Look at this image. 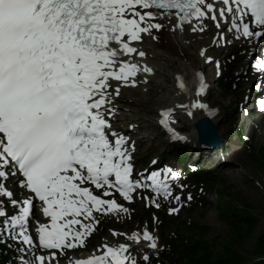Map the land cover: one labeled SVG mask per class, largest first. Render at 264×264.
I'll return each instance as SVG.
<instances>
[{
	"label": "snow or ice",
	"instance_id": "6c2138e0",
	"mask_svg": "<svg viewBox=\"0 0 264 264\" xmlns=\"http://www.w3.org/2000/svg\"><path fill=\"white\" fill-rule=\"evenodd\" d=\"M169 14L181 28L195 18L192 30L203 32L211 19L217 29L226 26L218 36L231 32L236 39H264V0H0V196L16 209L9 214L0 200V242L20 245L17 264H52L57 256L52 250L86 246L100 223L95 213H129L112 198L117 193L132 201L138 188H151L156 198L172 197V182L180 173L167 167L151 172L147 181L133 178L135 144L129 145L130 138L110 119L121 89L120 83L113 89L110 81L136 86L140 71H154L127 58L146 55L130 41L161 29L155 21ZM252 67L264 77V58ZM179 86L186 87L183 79ZM206 87L201 77L199 91ZM256 104L264 110V97ZM191 107L209 106L197 100ZM173 111L163 110L160 123L173 139L186 140L170 127L167 117ZM16 175L30 193L22 200L6 186ZM147 199L160 207L157 199ZM175 199L180 202V195ZM37 201L49 222L33 221ZM131 239L158 248L148 229ZM130 249L128 243H105L98 255L70 264H142ZM149 259L145 253L143 262Z\"/></svg>",
	"mask_w": 264,
	"mask_h": 264
},
{
	"label": "rangeland",
	"instance_id": "374dc122",
	"mask_svg": "<svg viewBox=\"0 0 264 264\" xmlns=\"http://www.w3.org/2000/svg\"><path fill=\"white\" fill-rule=\"evenodd\" d=\"M165 25H168V23H166ZM198 38L202 41L201 44H204V38L199 34ZM227 41L231 42H226V45L224 46L221 44L218 45L222 49L217 60L212 59L211 61L208 60V62H205L207 65V69L204 70L205 73L203 71V75L206 84H208L209 86V89L208 92L205 93L204 97L207 98L206 102L210 108H216L219 112H222V116L219 118L217 124H215L218 125V133H220L221 131L219 135L222 136L223 141L227 140L230 143H233L232 139L234 138L235 127H239L246 111L248 112L249 110H242V105L239 103L240 99H238L236 95L226 94L219 87L218 80L210 78L211 76H213V74H211L213 73L212 68L214 69V65L217 64L218 61V74L222 73L225 76L229 75L233 79H235V82L237 78L241 81L247 79L248 83L245 87L248 89L251 85L255 84L256 80H258L256 78V72L252 71L251 67L248 68L250 57L249 53L254 51V49H257V46H255V44L249 40L244 39V41H238L236 38H234V36H231ZM215 45L216 44L212 46V50H215L213 48L216 47ZM254 46L255 48H253ZM131 57L133 58L132 54L129 57L132 60ZM135 57L136 54H134L133 60L137 62L141 67L144 66L145 62L148 63L151 61H156L155 55L152 53H147L143 57L139 56L141 57L138 58L139 60H144L141 63H139V60L137 61ZM162 63L166 65V62ZM218 74H216V78L218 77ZM144 77H153L154 79H156L155 84H160L162 82L165 85V89L158 94L164 97L167 104H170V101L172 100L171 98L175 96L174 94H176V92L173 93V75L171 73V69L166 66L165 69H161L159 70V72L153 71L152 73H147L144 71H140L135 79H137L140 87H142L143 92L146 93L149 87L148 85L150 84L148 82V78L144 79ZM110 83L112 85L120 83L122 88V82L112 81ZM137 87L138 86H125L124 88L132 90L136 89ZM128 96L132 95L129 94ZM248 100L253 101V97H249ZM128 101V99L121 101L119 104L123 105L124 108L117 107L116 110L119 113L127 115V119H125L124 116L122 117L124 120H120L117 122H126L127 120H129L131 115L135 114V112L132 110H135L136 105L128 104ZM242 111L245 113H242ZM140 114H142V112ZM150 115L153 116L154 119H152L151 121H145V125L147 128L146 131H143L141 129H138L140 130L138 131L136 127L131 128V130H133V136L135 140H141L144 136H147L148 140L144 143L139 151H135L132 154L133 161H136V163L134 164L135 166L133 172V175L135 177L139 175L137 173H140L144 170V168L142 167L144 158H147L148 160L154 158L153 163H155V165L157 164L158 167H163L162 165L168 164L166 163L167 160L163 161V158L165 156H170L171 154L176 155L175 153L182 152L180 149L175 150L173 148V141L157 126L158 119L160 118L159 109L158 111H156L155 113H151ZM253 120L254 119L250 120V124L255 123L253 122ZM174 121L178 124V128L180 127L184 129L185 136L187 135V133H190L191 130H194L193 123L189 122L185 118H181L180 121L178 119H174ZM231 131L233 132L227 139V134ZM174 143L188 146L186 150H184L186 153L185 158L187 159L196 158L197 153L201 149V146H193L191 144L192 142H189V140ZM249 143H251L252 145L251 150H249L246 146H243L242 141H237V150L236 152L231 153L229 162H227V164L224 165L223 168H219L214 171L215 175L217 176L216 189L224 192L225 200L229 199L232 195H240L239 200H234L235 206L243 207L241 201L246 200V202L251 206L252 215L255 216L258 220L257 231L254 237L243 247L242 251L243 255L249 261L257 262L260 260V258H258V256L254 253L255 243L257 242L260 234H264V168L257 159V157H259L258 151L260 147L264 145V119L262 124H259L253 131H251L249 136ZM225 145L229 146L227 144ZM155 154L157 157H155ZM170 164L171 166L176 165L174 161H170ZM179 167V169L181 170V166ZM155 169L156 168H152L151 170ZM180 170H178L177 172H179ZM231 170H233V173L235 172L234 174L237 176L236 179L231 178ZM181 184H183L185 187L181 188ZM6 186L9 189L13 190L15 197L19 198L20 200L24 199V197L20 194L22 191L14 187L13 178L7 180ZM172 189V197L166 198L168 209V212H166V214L171 220H174V223L171 224V232L180 230L186 231L187 225L182 226L181 223H189L190 221H194L195 223L208 227L210 233L206 237V240L211 244L215 239H218L219 242H221V240L231 237V230L229 225L226 223V221L221 219L217 211L212 208V205H216L219 201L218 196L216 195L214 190L203 192L200 196L199 201H196L194 204H190L188 196L192 193V187H190V183H188L186 179L178 178L177 180L173 181ZM145 191L137 190L136 194L134 195V202L132 204H123L130 210L127 214L123 212H120L119 214H117L116 212H111L109 214L95 213L96 218L99 221L105 218L107 215L109 216L108 224H106L104 221L101 222V227L106 225V232L102 233L100 231V227L96 228L95 232L87 239L86 246L75 248L77 250L86 248V251L81 250L75 253L74 249L73 253H69L64 257L63 262L59 260L60 258L55 257L52 261V264H57V261L58 264H70V262L79 259L80 256L84 257L89 254L98 255L99 249L105 243L112 246L122 243L130 244V251L133 255L137 256V258L141 260L143 264V255L145 253L149 256L150 254L157 251V248L153 249L149 246L148 241L141 240L139 243H137L136 241L131 239L133 233L140 232L142 234L144 230L139 224L136 213H139L145 206H147V192ZM200 191L201 190H199V192ZM177 195H180L181 197L180 202H177L175 199V196ZM112 198L117 199L116 195ZM3 202L10 203L9 200H5ZM174 207L179 208L178 213L170 212V209ZM99 224L97 225V227L99 226ZM114 230L115 232L120 234L114 235ZM152 233L156 236L155 232ZM44 254L47 255L48 253Z\"/></svg>",
	"mask_w": 264,
	"mask_h": 264
},
{
	"label": "bare ground",
	"instance_id": "6f19581e",
	"mask_svg": "<svg viewBox=\"0 0 264 264\" xmlns=\"http://www.w3.org/2000/svg\"><path fill=\"white\" fill-rule=\"evenodd\" d=\"M155 22L161 23L163 27L159 30L153 29L151 34L143 33L141 34V40L130 41V43L131 46L136 47L138 51H143L146 54L152 53L155 55L156 61H151L148 63L145 62L144 65L151 67L156 72H159L161 69H165L166 66L171 69V73L173 75V93L176 92V94H174L175 96L171 98V103L167 104L164 97L158 94L165 89V85L162 82L160 84H155L156 79L153 77H144V79L148 78V82L150 84L148 85L149 87L146 93L143 92L142 87H140L139 83H137L136 86L138 87L136 89L129 90L128 88H121L120 95L114 97L111 107H114L116 110L117 107L124 108L123 105L119 104L123 100L128 99V104L136 105L135 110H132L135 112V114L131 115L129 120H125L126 122H117L124 120L122 118L124 116L125 119H127V115L119 113L118 111H115V114L110 117L113 128L130 138L129 145L134 142L135 151H139L144 143L148 140L147 136H144L141 140H135L133 134L131 133L130 127L133 125L138 129L146 131L147 128L145 121H151L154 119L150 114L155 113L158 111V109L160 114L163 110L173 109L174 111L170 115V121L172 126L177 128L178 124L175 123L174 119H178L180 121L181 118H185L194 124L199 119L209 118L214 124H217L219 118L222 116V112H219L216 108H192L191 104L197 100L207 104V98L204 97L205 93L198 94L195 92L194 94L190 89H197L196 85L193 86L194 77L197 73H200L207 68L205 62H208V57H212L214 60H217L219 57V53L222 48H220L218 45L221 44L225 36H218V33L225 32L226 26L225 28L217 29L214 26L213 21L211 19H207L205 20V24L207 25L205 31L201 32L197 30L196 32H192V29L196 27L195 18H193L191 23H185L182 28L178 26V18L169 16L165 18L160 17ZM166 23H168V25H165ZM198 34L204 38V44H201L202 41L199 40ZM231 36H233L231 32L226 33V42ZM214 37L219 39L220 44H218V41L217 44L214 43L216 44V47H213L215 50H212L211 48L214 45L212 44V39ZM241 39L244 41L243 38ZM262 44L264 46V43ZM255 46L253 48H255ZM138 56L139 55L136 54L135 59L137 61L139 60ZM143 61L144 60L140 59L138 62L141 63ZM162 62H166V65ZM134 63L138 64L137 62ZM216 72L214 71L212 73L213 76L210 77L211 79L216 78ZM256 78L259 79V75H256ZM181 79H183L186 85L185 88H181L179 86V81ZM116 85L117 84L112 85V87L115 88ZM129 94L132 96H128ZM141 112L142 114H140ZM189 113H191V115H189ZM247 114L248 113H246V115ZM248 116L249 115H247V117ZM263 119L264 118L261 119V123H263ZM232 132L233 131L228 132L226 137L227 139L231 136ZM248 135L250 136V133ZM185 137H187L186 140L192 142L191 144L193 146L199 145L195 130H191L190 133H187ZM229 143L230 142H227V145H229ZM222 146L226 145L223 144ZM153 171L155 170H152V172ZM232 171L233 170L230 171L231 178L236 179L237 176L234 174L235 172L233 173Z\"/></svg>",
	"mask_w": 264,
	"mask_h": 264
},
{
	"label": "trees",
	"instance_id": "16d2710c",
	"mask_svg": "<svg viewBox=\"0 0 264 264\" xmlns=\"http://www.w3.org/2000/svg\"><path fill=\"white\" fill-rule=\"evenodd\" d=\"M219 87L229 95L240 96L241 86L239 81L231 76H223L218 81ZM243 144L251 150L252 145L248 141ZM258 161L264 168V145L258 151ZM176 159L185 162L184 154H178ZM194 172H184L193 185L194 197L200 198L198 188L202 192L214 190L218 196V203L212 205L220 218L226 221L231 230V237L228 239L213 240L212 244L206 240L210 230L208 227L190 221L181 223L187 225L186 231L171 232V220L163 208L155 209L153 206L145 208L136 216L142 226L156 231L159 240V254L150 255L146 264H264V234H260L255 243L254 253L260 258L257 262L249 261L243 255V247L254 237L257 231L258 220L252 215L251 206L242 200L243 207H237L234 200H239L240 195L230 196L225 200L224 192L216 189L217 176L210 169H197ZM161 207V206H160ZM13 243L0 242V264H17L18 253Z\"/></svg>",
	"mask_w": 264,
	"mask_h": 264
},
{
	"label": "water",
	"instance_id": "95a60500",
	"mask_svg": "<svg viewBox=\"0 0 264 264\" xmlns=\"http://www.w3.org/2000/svg\"><path fill=\"white\" fill-rule=\"evenodd\" d=\"M263 49L264 46L260 45L256 53H260ZM194 127L201 144L214 148L221 144V137L217 131V126L209 118L200 119L194 124Z\"/></svg>",
	"mask_w": 264,
	"mask_h": 264
}]
</instances>
